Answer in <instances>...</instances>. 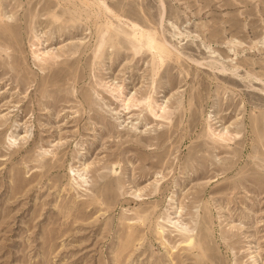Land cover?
Segmentation results:
<instances>
[{"label":"rangeland","instance_id":"1","mask_svg":"<svg viewBox=\"0 0 264 264\" xmlns=\"http://www.w3.org/2000/svg\"><path fill=\"white\" fill-rule=\"evenodd\" d=\"M0 12V264H264V0Z\"/></svg>","mask_w":264,"mask_h":264},{"label":"bare ground","instance_id":"2","mask_svg":"<svg viewBox=\"0 0 264 264\" xmlns=\"http://www.w3.org/2000/svg\"><path fill=\"white\" fill-rule=\"evenodd\" d=\"M1 5H2V0H0V9H1ZM53 17L54 18H56V19H58V16L57 15H53ZM1 21H3V16H2V14H1V12H0V22ZM8 21L6 22L5 21V23L3 24V25H1V26H3V28H5V27H7V25H8ZM6 29V28H5ZM5 29H3V30H1V31H5ZM10 33V32H9ZM37 38H38V36H37ZM128 38V37H127ZM165 40V39H164ZM123 42H125V43H128L129 41L128 40H125V41H123ZM132 42V41H131ZM133 42H135V41H133ZM166 43V42H165ZM137 44V43H136ZM88 46V45H87ZM46 53H47V51H45V50H42L41 51V54H43V55H46ZM42 62H43V60H45V59H43L42 58V56L39 58ZM192 60V59H191ZM192 61H194V62H196V63H198V61L197 60H192ZM153 65V64H152ZM152 67V66H151ZM113 90H115V88L113 89ZM117 91V90H116ZM119 92H123L122 90H121V88H119ZM154 96V95H153ZM130 100V98L129 97H125V98H123L122 99V105H123V109H125L126 111H128L129 110V108H130V105H131V100ZM148 100V99H147ZM156 106H157V108H156ZM146 110L151 114V115H153V117H155V119H159V120H161V121H165V122H168V120H167V118L165 117V113H166V108H165V105L163 106L162 104H153L152 102H149L148 101V103H147V105H146ZM171 121V120H170ZM215 132V131H214ZM227 133H228V130L227 129H223V130H221L220 132H218L217 133V136H216V138L218 139V140H221V141H225L227 138ZM160 156V155H159ZM85 168V167H84ZM135 190V189H134ZM137 190V189H136ZM138 192V191H137ZM134 193H136V192H134ZM177 209H178V207H177ZM176 211V210H175ZM178 211V210H177ZM185 233V232H184Z\"/></svg>","mask_w":264,"mask_h":264}]
</instances>
